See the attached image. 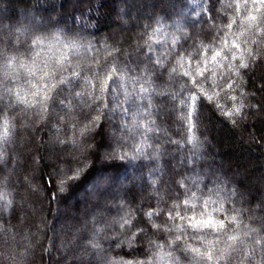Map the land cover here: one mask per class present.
Masks as SVG:
<instances>
[{"label":"trees","instance_id":"16d2710c","mask_svg":"<svg viewBox=\"0 0 264 264\" xmlns=\"http://www.w3.org/2000/svg\"><path fill=\"white\" fill-rule=\"evenodd\" d=\"M212 1L208 0L203 5L205 13L202 20H198L200 23H207V18L212 16ZM179 9H183L184 16L188 15L191 19L190 14H187L192 11L190 0H0V124L7 118L13 126L9 141L0 144V148L4 149L5 156L6 150L11 148L20 158H24L27 168L23 177L29 185V188L23 186V205L14 206L10 223L0 224L5 229L8 227L6 231L11 235L7 242L2 241L0 236V253L6 257L0 260V264H61L62 261L54 255L55 228L61 222L53 213L59 207H66L68 199L85 188L94 193L92 197L97 195V200L112 203V206L103 207L88 202L102 213L94 217L87 235L89 241L96 239L102 249L99 251L90 247L98 257L96 264H105V260L111 259L130 261L132 264L137 261L172 264L171 260H161L160 256L165 249L171 250L168 240L177 235L175 231H165L163 225L181 223L179 220H168V208L176 201L172 197L159 201L157 195L161 191L157 181H154L157 179H152L145 171L152 144L147 140L149 135L146 134L145 120H142L145 118L141 113L123 112L130 102L126 87L111 94L119 98L120 106L117 107L115 103L112 105L116 108L115 114L106 110L107 117L102 118L99 126L85 137L80 136L79 129L89 122L95 112H90L86 107V102L91 103L87 95L82 98L75 96L76 91H92L83 81L71 92L66 89L55 104L50 105L46 118L36 114L38 109H27L17 103L16 92L19 91L28 100L35 99L30 95L34 89L27 82L34 78L28 77L17 66V62L31 61L34 54L30 47L33 36L48 37L41 58L59 49L66 40L76 39L85 46L91 44L87 52L81 49L77 56L72 57L73 66L79 61L83 75L88 76V63L98 59L101 67L93 71L102 73L114 65L123 73V79L127 80L128 74L123 71L121 61L151 36L156 24L160 23L161 14L163 17L166 15L164 13L171 12V15ZM192 13L193 16L197 15ZM156 17L158 20L154 21ZM57 32L59 42L54 38ZM17 39L19 44L15 43ZM253 50L254 55H259L255 61L249 59L250 67L241 69V76L227 71L219 86L207 89L208 95H219L211 102L206 97L200 99L201 119L195 131L203 146L195 153V157L222 182L226 191H236L235 196L225 201V208L238 209L245 225L259 229L264 224V43L255 44ZM109 52L112 53L110 57ZM13 56L17 58V61H13V67H4L7 59ZM41 58H38V63ZM228 83H233L232 89L227 87ZM8 89H12V95L8 94ZM242 93L248 95L242 96ZM232 96H237V100L233 101ZM60 100H63V106ZM242 100L249 105L240 116L245 119L244 126L240 117L224 114ZM218 104L223 107H217ZM135 121H139L144 128L136 129ZM23 123H33L32 129L23 128ZM125 124L129 125L130 130H122ZM23 134L27 136L23 146L13 148L14 142ZM109 136L112 137L107 145L105 142ZM74 137L79 146L73 144ZM137 144H143L138 154L135 150ZM52 148H58L57 151L70 156L60 158L51 152ZM125 153L129 158L121 159ZM103 154L106 158L101 159ZM134 155L135 158L131 159ZM77 168L83 169L80 178L70 181L64 192H58L56 184L59 183L58 174L61 170L71 175ZM102 170H106V176L114 178L111 180L113 183L120 185L114 194L105 192L104 196L103 192L96 193L98 187L94 188L93 180ZM236 172L241 173L240 179L232 176ZM243 195L246 197L241 200ZM26 205L37 207L35 217L30 220L22 218ZM161 209L163 211L159 215H153L150 219L145 215ZM121 216L133 221L135 226L131 228L132 232L143 229V234L132 246L120 243L124 239V230L119 224H113ZM153 224L162 227L157 230ZM99 228L103 231L98 232ZM257 235L264 236V231ZM180 248V255L176 254L178 251H173L179 264H189L191 253L184 250L182 243ZM252 248L257 251L251 258V264H257L264 256V251L253 242L246 244L245 251ZM240 259L238 254L233 264H238ZM245 264L249 262L246 260Z\"/></svg>","mask_w":264,"mask_h":264},{"label":"snow or ice","instance_id":"6c2138e0","mask_svg":"<svg viewBox=\"0 0 264 264\" xmlns=\"http://www.w3.org/2000/svg\"><path fill=\"white\" fill-rule=\"evenodd\" d=\"M208 0H190L191 10L197 15H201L205 8L203 7ZM229 8L233 7L231 3L227 5ZM235 15L231 17L227 24L223 25L218 31H223L224 35L219 37L220 47L217 48L214 45H203L201 48H207L209 55L204 57L201 61L197 62L196 67L193 69L191 67V60L194 59L193 56L189 55V67L185 69L181 75L184 77H189L192 81V87L196 91L189 90L188 96L180 101V111L181 115L178 117L185 127V131L191 133L185 140L186 144L191 145V151L193 154L199 151L203 146L202 141L196 134L195 129H198L201 119L200 104L199 101L203 97H206L209 102H211L215 96L219 93H213L208 95L207 90L201 83L200 79L203 77L205 80L207 77L205 73H211L212 76L216 75L214 68L210 65H221V60H228V54L231 55V60L238 61V65L232 64L231 60L228 62L229 71H231L236 76H241V69H248L250 67V60L255 61L257 55H254V50L251 48H244L241 50L242 43L247 44V40H242L248 33H253V38L251 43L262 44L264 43V0H236L234 5ZM199 10V11H197ZM246 13V14H242ZM239 17V21L237 20ZM238 23L241 25V31L234 32V26ZM226 30V31H225ZM160 30H155L159 32ZM23 34V30H21ZM258 36L259 39L255 37ZM59 42V32H57L54 37ZM149 39H152L151 37ZM48 37L36 35L31 39L30 47L34 50L31 61L28 63L17 62V66L24 70L28 77L34 79L27 81L31 84L34 91L30 93L31 96L35 97L34 100H28L25 96H22L19 91L16 92L17 103L23 104L27 109H38L37 115L44 116L49 112L50 105H54L55 102L61 97L64 91H73L81 81L84 85H88L91 88L90 93L83 91H76L75 96L77 98H82L85 95L91 103L86 102V107L90 112H95V115L89 120L83 128L79 129V134L81 137L89 135L97 126H99L102 118L107 117L106 110H110L113 114L116 112V108L112 105L115 103L119 107V98L117 96H112L113 92H119L124 85L121 83L123 80V73L119 72V69L114 65L102 72L98 73L93 71V69H99L101 67V61L94 59L88 63V69L90 70V75H83V67L78 61L75 66L72 64V57L77 56L81 49L87 52L92 46L89 44L85 46L80 44L76 39L66 40L61 43V47L51 52L50 55L41 58V53L44 51ZM159 42V41H155ZM11 43V42H10ZM19 44L20 41L17 39L15 42ZM178 43V38L172 36V44L176 45ZM150 46V45H149ZM51 48V45H48ZM107 48V46H105ZM235 49L236 51H232ZM240 52V55H237ZM246 53V55H245ZM2 55V52H0ZM111 52L108 53L110 57ZM38 58H41L38 61ZM107 60V58H105ZM185 59L181 56L177 63L183 68L181 61ZM13 61H17L16 57H9L4 65L6 68L13 67ZM79 69V70H77ZM177 69L173 68L172 72L176 73ZM119 73V74H118ZM227 87L229 89L233 88V83H228ZM187 88V82L185 81L181 85L182 91ZM141 92L146 91V89L141 86ZM9 95H12V89L7 90ZM199 94V95H198ZM130 96V94H128ZM242 96H247V93H242ZM175 99V97H173ZM233 101L237 100V96H232ZM2 100V97H0ZM127 102V97L126 101ZM63 106V100H60ZM243 100L233 106L230 110L226 111L224 114L228 117H240L242 110L248 107ZM217 107H223V105H217ZM254 107V105H253ZM132 111L131 107L125 108L123 112L129 113ZM63 120V117H61ZM235 122V120H234ZM75 127V125H74ZM134 127L136 129L144 128V125L140 124L139 121L134 122ZM13 126L7 118L3 120L0 124V144H5L9 141L11 136ZM130 130L129 125H122V130ZM63 143V141H61ZM126 144V141H124ZM175 143H179L178 141ZM73 144L79 146L77 140L73 139ZM90 146V145H89ZM143 148V144L135 145L136 153H140ZM112 155V153H109ZM129 158L128 154L125 153L121 159ZM135 155L131 157L134 159ZM4 159V149L0 148V161ZM85 167H87V162L85 161ZM106 170H102L98 173L97 177L93 180V186L98 187L102 180H112L113 177H108L105 175ZM83 173L82 168H77L71 175H68L67 171L61 170L58 174L59 183L56 184V189L58 192H64L67 189L68 183L70 181H75L80 178ZM67 179H64V177ZM201 177H197L192 180L191 184L188 183V178L183 177L178 182L180 186L184 189L186 198L180 201L177 197V202L173 203L168 208V220L173 222L179 220L181 223H173L172 226L168 224L163 225V229L168 232L175 231L177 235L170 242L171 245L183 244L184 250L191 253L189 264H233L236 260L237 255L241 256L238 264H245L247 260L251 264V258L255 255L257 249L252 248L245 251L246 244L248 242H253L255 245L261 246V251H264V236H258L259 232L264 231V224L261 225L259 229L255 227H249L243 223L242 213L238 209H226L225 201L231 199L232 196L236 195V191L232 190L228 192L222 186V182L216 181V186L214 189H209V198L202 199L198 196L197 191H191L193 188H197L202 182ZM191 192V195H187ZM217 194V199H212V193ZM55 198V194H54ZM6 195L0 192V201H5ZM11 202L8 201L7 204L0 203V212L4 211L6 207H10ZM158 212H147L145 215L149 219L153 215H159ZM113 224H119V227L123 229L122 235L124 239L120 243H127L129 246L134 245L139 237L143 234V229H138L135 232L131 231V228L135 225L133 221L125 216H121L118 220H114ZM157 230L161 229V225L153 224ZM97 231H103L102 228L97 229ZM89 246L94 250L102 251L100 244L96 239H92L89 242ZM151 243V242H150ZM119 246V245H118ZM157 247L163 248V245H157ZM165 258L172 261V264H179L177 257L174 255L173 251H166L160 256L161 260ZM102 259H104L102 257ZM105 264H132L130 261L122 260H105ZM136 264H146V262L137 261ZM257 264H264V256L261 257Z\"/></svg>","mask_w":264,"mask_h":264},{"label":"rangeland","instance_id":"374dc122","mask_svg":"<svg viewBox=\"0 0 264 264\" xmlns=\"http://www.w3.org/2000/svg\"><path fill=\"white\" fill-rule=\"evenodd\" d=\"M212 3V16L207 18V23L198 21L202 20L205 11L201 15L195 16L190 11L187 14H190L191 19L188 18V15L184 16L183 9L177 10L176 13L173 12L171 15H169L171 12H166L164 14L167 16L163 17L161 14L159 20L156 17L154 21L158 20L160 23L156 24L157 27L151 33L150 37L152 39H149V37L121 61L123 71L128 74L127 80H121V83L126 87V95L130 99L127 107H131L133 112H140L141 116L145 118L142 120H145L146 134L149 135L147 140L148 142L150 140L152 144L149 159L145 163V171L150 174L152 179H157L154 181H157L158 188H160L161 194L159 192L157 196L161 202L169 200L171 197L176 202L177 197L180 201L186 198L184 189L178 183L183 177L188 178L189 184L197 177L203 178L198 186L199 190L197 188L191 190L197 191L199 196L203 197L202 199L208 198L209 189H214L216 186L217 178L208 171L203 163L198 162V158L191 151V145L185 143L191 133L185 131L186 126L178 119L181 115V99L187 98L189 90L196 91L192 87L191 79L181 75L189 67L188 56L194 57L191 60V67L194 69L197 62L209 55L208 49L201 48V44L214 45L219 48L220 41L218 38L222 37L224 32L218 31V29L227 24L229 19L235 15L234 5L236 0H213ZM229 3L233 7L229 8L227 6ZM237 20L239 21V17H237ZM157 29L160 31L153 35ZM233 31H241V25L238 23L237 26H234ZM173 35L178 38L176 45L172 44ZM252 38L253 33H248L241 38L248 41L247 44L242 43L241 50L254 48L255 44L251 43ZM232 51L236 50L233 49ZM237 55H240V52H237ZM181 56L185 57L181 61L183 68L177 63ZM229 60H231L230 53L228 54V60H221V65H210L216 72L215 76H212L211 73H205L206 80L203 77L199 78L206 90L208 88L209 90L214 89L224 81L227 71H229ZM231 63L238 65L236 60H231ZM173 68L177 69L176 73L172 72ZM185 81L187 82V88L182 91L181 85ZM141 86L146 91L141 92ZM242 117H240V122L244 126L245 119ZM31 125L33 126V123L29 125L22 124L23 128L27 127L29 129L30 127L32 129ZM110 137L112 136L107 138L105 144L110 143ZM26 138L27 136L23 134L20 139L14 142L13 148H21ZM177 141L179 143H175ZM50 150L52 153L58 154L60 158L70 156L62 151H57L58 148ZM14 152V149L12 151L11 148L10 150L7 149L6 156L4 155V159L0 161V176H2L0 192L6 195V200L0 201V203L7 204L8 201L11 202L10 207H6L4 211L0 212V224L2 225L10 223L14 206L20 207L23 205V186L29 188L23 177V172L27 168L24 158H20ZM192 157L193 160H191ZM104 158H106L105 154L102 155L101 159ZM232 176L234 179L242 177L241 173L237 172L233 173ZM119 187L118 183L105 179L99 183L96 193L103 192L104 196L106 193L114 194ZM31 194L33 195V191ZM92 195L94 193L92 194L89 189L85 188L69 198L66 207H59L53 213L54 217L61 222L56 226L54 233L56 235L54 255L62 261L61 264H96L98 260V257L91 251L87 235H89L93 225L94 217L102 213L88 202L91 201L94 205L103 207L112 206V203L97 200V195L93 197ZM187 195L190 196L191 192H188ZM211 196L212 199L218 198L214 192ZM245 197L243 195L241 200ZM36 212L37 207L26 205L22 218L30 220L35 217ZM6 229L0 225L1 240L5 242L9 237L11 238ZM39 229H42V227L39 226ZM173 239L170 237L168 240L170 245ZM180 246L181 243L171 245L170 251L176 250L178 251L176 254L180 255L179 251L182 250ZM166 251L168 250L165 249ZM4 258H6L4 255H0V260Z\"/></svg>","mask_w":264,"mask_h":264},{"label":"clouds","instance_id":"9594fccd","mask_svg":"<svg viewBox=\"0 0 264 264\" xmlns=\"http://www.w3.org/2000/svg\"><path fill=\"white\" fill-rule=\"evenodd\" d=\"M0 255H2V253H0Z\"/></svg>","mask_w":264,"mask_h":264}]
</instances>
